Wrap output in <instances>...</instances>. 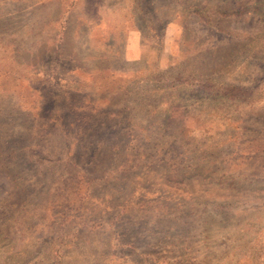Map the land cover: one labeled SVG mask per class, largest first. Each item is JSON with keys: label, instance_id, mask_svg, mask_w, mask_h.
<instances>
[{"label": "rangeland", "instance_id": "1", "mask_svg": "<svg viewBox=\"0 0 264 264\" xmlns=\"http://www.w3.org/2000/svg\"><path fill=\"white\" fill-rule=\"evenodd\" d=\"M0 264H264V0H0Z\"/></svg>", "mask_w": 264, "mask_h": 264}]
</instances>
